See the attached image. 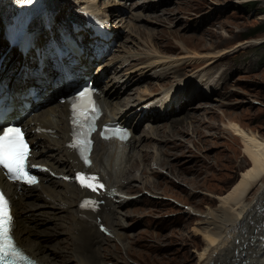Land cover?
Returning a JSON list of instances; mask_svg holds the SVG:
<instances>
[{"label": "rangeland", "instance_id": "obj_1", "mask_svg": "<svg viewBox=\"0 0 264 264\" xmlns=\"http://www.w3.org/2000/svg\"><path fill=\"white\" fill-rule=\"evenodd\" d=\"M83 1L66 9V14L60 15L66 20L61 23L66 26L69 15L80 9L85 15L93 4L102 13L113 9L109 19L121 36L98 65L104 69L112 64L103 81L112 83L111 88L120 92L121 109L131 101L129 118L135 120L132 129L138 126L133 130L137 141L134 158L125 162L129 163L127 166L124 163L118 168L123 171L121 178L127 177L136 160L143 172H137V179L123 187L120 197L126 203L117 208L110 220L117 226H112L110 233L104 232L102 257L107 264H202L207 243L195 230L200 228L198 222L246 171L243 142L230 125L236 122L264 139V35L243 39L264 21V12H258L264 10V0ZM253 1L258 3L255 9L251 8ZM101 12L98 17L103 19ZM121 19L124 25L117 22ZM203 53L224 55L209 66L179 64L175 69L160 70L157 76L151 72L144 76L147 70L142 74L135 70L143 66L137 61L141 58L158 56L173 60ZM98 72L97 67L91 69V73ZM128 72L131 78L125 84ZM183 82L186 89L183 87L185 90L175 95L190 96V102L184 104L182 99L177 112L162 115V107L172 102L171 92ZM192 84L197 87L195 94ZM138 97L145 100L139 102ZM159 97L162 98L158 101ZM156 101L161 103V109L156 108ZM148 116H153L152 120H147ZM181 120L183 125L176 123ZM149 126H159L162 133L151 142L141 141ZM163 130L173 133L165 137ZM141 150V154L148 156L145 162L141 155L138 158ZM161 161L167 165L161 167ZM255 196L256 193L250 199ZM72 217L66 211L57 220L65 225L59 229L55 222H50V230L58 233L49 249L54 248L52 245L62 248L66 252L61 258L78 264ZM115 233L123 238L115 241ZM255 237H259L256 241L264 240V233H256L250 240Z\"/></svg>", "mask_w": 264, "mask_h": 264}, {"label": "bare ground", "instance_id": "obj_2", "mask_svg": "<svg viewBox=\"0 0 264 264\" xmlns=\"http://www.w3.org/2000/svg\"><path fill=\"white\" fill-rule=\"evenodd\" d=\"M2 1L9 3L13 7L11 19L14 23L19 22L18 26L24 28L22 23L28 22L30 18L28 13L34 0H31V3H26L24 0ZM46 2L50 3V5H47L51 9V15L53 16L55 11L56 17H60L62 13L66 14V9L72 6L69 0H63L62 2H60V0H46ZM93 5L89 6L90 11H88V13L93 16L94 20L104 24L103 20H108L112 17L113 13L111 14V12L113 9L111 11H103L102 13L100 8L97 7L98 5ZM106 8L108 9V7ZM79 12L69 15L67 20L73 19L78 21L81 17L86 18L87 13L81 16ZM100 12L102 13L103 19L98 17V15L100 16ZM16 13H19V18H16ZM93 14H97V16ZM118 21H121L119 25L125 24L123 19L117 20V22ZM55 28L54 24L51 25L49 21L41 30H38L35 36L37 43L40 44L43 42L45 40V35L54 31ZM77 28L78 27L74 25L71 30ZM111 28L112 34L114 35L113 38L116 42L121 34L114 31V26ZM85 34V32H80L77 35L82 40ZM223 55L224 53H203L197 54L196 56L182 55L173 60L151 56V59L148 57L137 60L143 66L135 70L140 72V74H142L144 70H147V74H143L144 76L148 75L149 72H151L153 76H157L160 70L167 71L175 69L180 66L179 64L191 65L194 63H206L209 66ZM11 57L12 53L9 52L5 60H10ZM111 66L112 64H110L108 68H111ZM100 67L101 66L98 65L97 69ZM108 68L106 66H104V69L102 68L105 74L110 72ZM117 72L118 71H115L114 73L117 74ZM128 74L129 72L124 76L126 77L125 84L131 78ZM159 77L161 76H158V78ZM191 83L194 82L191 81ZM112 86V83H104V85L99 87L100 95L98 98L104 111L102 119L103 121H117L132 126L135 120H130L129 113L132 111L131 108L133 104H131V101L128 103L125 101L127 107L121 109V94L115 91L114 88L112 89ZM180 87L185 88L187 85L183 82L178 87L174 88L177 90ZM192 87L194 89L192 91L195 94L197 87H194L193 84ZM184 88L179 89L178 94L186 89ZM53 94V89H49L46 92L44 98L46 101L40 103L38 109L24 119L23 125L32 143L35 144L33 155L38 160V163L46 165L55 174L70 177V170L75 166L76 159L73 153L66 148L70 134L68 126L69 114L67 105L60 104L57 99L53 98ZM184 98V104L191 100L190 96ZM138 100L140 102L145 99L138 97ZM151 103H149L148 106H151ZM145 108L147 107L144 106V109ZM152 118L153 116H148L147 120H152ZM184 120L177 121L176 123L182 124ZM137 127L133 130L135 131ZM177 129L179 132L184 131L181 128ZM230 129H232L235 136H237V139L239 138L243 142L245 153L244 167H246V171L242 173L238 182L227 194L219 196L216 199L218 204L207 209L205 215L198 222L200 228L195 230L202 234L207 243L203 255L205 258L202 264H264V240L256 241L259 237H255V240H250L256 233H264V139L254 132H248L236 122L231 123ZM36 130H44V132L36 133ZM163 132L165 137H170L173 133L164 130ZM158 133H162L159 126H149V128H147V135L141 141L145 139L150 142L151 140H156ZM135 138L136 137L132 135L130 140L120 147L114 145L116 143L113 141H97V143H95L92 152L93 162L92 166L89 168V172L92 175H98L106 182L104 189L101 191V195H104L103 197H101V195L88 196L83 191H80L73 183L56 180L48 174L43 175L38 189H17L15 186L7 185L6 192L11 198L13 215L15 217V239L21 248L35 261L41 264H71L68 259L61 258V255L66 252L65 250L62 248H55L53 245L51 248H54L52 250L49 249V244L53 242L58 233L55 229L50 230V222H55L58 229L64 227V223L57 222V220L67 211L73 215L74 229H72V231H74V234L72 231L71 233L75 240L74 247L76 249L75 255L78 264H107L100 250V246L105 241L104 232H111V227L116 225L114 222L110 223L112 215L118 210L117 208L126 203V199L120 197V194H124L123 187L137 179V172L140 171L143 173L140 170L138 160H136V163L135 161L133 162V169L128 173L125 179L121 178V173L123 171L121 172V170L118 169L120 165L127 161L130 162L132 158H134L133 153L137 144ZM143 151L144 150H141L139 152V156L141 155L145 162L148 160V156L146 154H141ZM141 156L138 158L140 159ZM159 165L165 167L167 164L165 161H161ZM247 166L249 167L247 168ZM129 186L127 187L128 189L131 188ZM254 193H256L255 199L251 200L250 196ZM87 197L98 201V206L95 207L94 210L91 208L83 209L79 206ZM114 237L115 241H119L123 238L119 233L114 235ZM248 240L251 241V245L248 244Z\"/></svg>", "mask_w": 264, "mask_h": 264}, {"label": "snow or ice", "instance_id": "obj_3", "mask_svg": "<svg viewBox=\"0 0 264 264\" xmlns=\"http://www.w3.org/2000/svg\"><path fill=\"white\" fill-rule=\"evenodd\" d=\"M31 3V0H24ZM94 91L86 87L79 91L70 101L72 140L68 145L74 150L86 167L91 166L90 154L92 151V134L97 131L96 120L99 108L93 99ZM109 126L100 130L102 139L113 137L125 140L127 130L115 127L110 133ZM29 142L25 139L24 131L17 126L0 127V177L6 178L13 185L35 186L37 177L31 174L32 168L40 166L32 163ZM47 169H45L46 171ZM64 179H69L64 177ZM75 182L88 196L99 193L104 185L96 175L77 172ZM83 209H95L98 201L90 198L84 199L79 205ZM15 222L11 198L0 188V264H35L21 249L15 239Z\"/></svg>", "mask_w": 264, "mask_h": 264}, {"label": "trees", "instance_id": "obj_4", "mask_svg": "<svg viewBox=\"0 0 264 264\" xmlns=\"http://www.w3.org/2000/svg\"><path fill=\"white\" fill-rule=\"evenodd\" d=\"M251 5H252L251 8L255 9L257 7L258 3L253 1V2H251ZM258 12L262 13V12H264V10L258 9ZM259 35H264V21L262 23L258 24L252 30H250L249 33L243 37V39L247 40L248 38H255Z\"/></svg>", "mask_w": 264, "mask_h": 264}]
</instances>
